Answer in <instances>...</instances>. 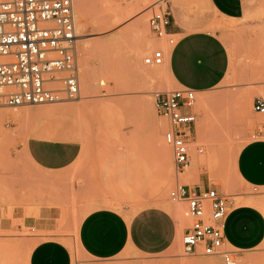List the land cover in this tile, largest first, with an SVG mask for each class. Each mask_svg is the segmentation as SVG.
I'll list each match as a JSON object with an SVG mask.
<instances>
[{"label": "rangeland", "instance_id": "374dc122", "mask_svg": "<svg viewBox=\"0 0 264 264\" xmlns=\"http://www.w3.org/2000/svg\"><path fill=\"white\" fill-rule=\"evenodd\" d=\"M154 1L73 0L78 97L52 104L0 106L1 111L11 113L0 116V216L11 217L20 209L35 213L46 205L59 207L61 218L55 235L70 248L72 264H224L219 256L187 255L182 250V230L192 218L186 215L185 203L169 199L176 184L172 152L163 138L167 123L153 105L155 92L176 85L167 76L165 64L147 66L142 62L153 48L168 47L149 34L147 18ZM141 17L144 24L130 30ZM212 29L226 44L228 70L221 83L196 94L190 165L178 180L216 188L229 195L232 206L246 199L261 201L259 191L245 188L238 180L234 164L240 147L264 138L259 134L264 118L252 110L253 98L264 96V13L249 20L216 18ZM145 71L157 75L150 79ZM86 73L91 82L87 93ZM203 105H207V113ZM30 136L75 139L82 151L67 169L44 171L26 154ZM161 149L167 152L164 160ZM190 167L195 174L188 178ZM147 205L170 206L178 222L180 234L168 250L156 255L124 252L109 260L80 252L76 228L87 211L112 207L131 213ZM32 233L24 228L0 230V246L9 251L0 264H27L29 252L39 240L25 239ZM228 246L237 251L236 264L250 257L264 263V246L248 251Z\"/></svg>", "mask_w": 264, "mask_h": 264}, {"label": "crops", "instance_id": "0c3cea01", "mask_svg": "<svg viewBox=\"0 0 264 264\" xmlns=\"http://www.w3.org/2000/svg\"><path fill=\"white\" fill-rule=\"evenodd\" d=\"M262 13L264 0H174L170 30L181 37L164 62L171 82L192 88L196 94L221 83L228 70L229 56L225 42L212 29L213 21L249 20ZM25 151L36 167L58 172L78 159L82 145L75 139L30 136ZM234 165L241 184L259 191L257 197L264 199V138L240 147ZM60 218L61 209L57 206H40L29 214L23 209L14 210L11 217L0 216V230L24 228L33 232L25 236L26 240L39 239L28 254L27 264H72L70 248L55 235ZM14 221L18 224L14 225ZM179 234L170 206L147 205L131 213L98 207L80 218L76 242L85 256L109 260L124 252L163 253L173 246ZM224 236L238 251L264 246V212L253 204L231 205Z\"/></svg>", "mask_w": 264, "mask_h": 264}, {"label": "built area", "instance_id": "2783aa9c", "mask_svg": "<svg viewBox=\"0 0 264 264\" xmlns=\"http://www.w3.org/2000/svg\"><path fill=\"white\" fill-rule=\"evenodd\" d=\"M174 0H155L147 18L150 37L169 46H157L142 57L145 65H162L178 42L170 30ZM78 36L73 0H0V106L18 107L73 100L79 95ZM196 93L176 86L154 93L156 114L166 121L163 132L171 148L175 186L169 199L186 204L192 218L181 235L184 254L219 256L236 264L224 227L231 208L229 195L216 188L193 187L178 176L190 165L189 142L194 131ZM252 110L264 118V96H255ZM264 135V128L259 131ZM202 152V148H198Z\"/></svg>", "mask_w": 264, "mask_h": 264}, {"label": "bare ground", "instance_id": "6f19581e", "mask_svg": "<svg viewBox=\"0 0 264 264\" xmlns=\"http://www.w3.org/2000/svg\"><path fill=\"white\" fill-rule=\"evenodd\" d=\"M79 1L80 0H77V2L79 3ZM80 7V6H79ZM110 16V15H109ZM142 24H144V17H141V19H139V20H137L136 22H134V23H132L131 25H130V30L131 29H133L134 28V26H136V25H142ZM78 36V35H77ZM165 48V47H164ZM166 50H168L169 49V46L167 47V48H165ZM164 64V63H163ZM145 74H146V76L147 77H149L150 79L151 78H153L154 76H156L157 75V72L156 71H153V72H149V71H145ZM166 74H167V76L170 78V76H169V74H168V71H167V69H166ZM83 81H84V88H86V89H84V91H85V93H87L88 92V90H89V86H90V77H89V75L86 73L85 74V76H84V79H83ZM250 103V102H249ZM248 104V103H247ZM202 108L205 110V112L207 113V105H203L202 106ZM244 112V111H243ZM3 115H6V117L8 116V115H11V113L9 112V111H1L0 110V116H3ZM19 114H16L15 116L17 117ZM4 119V118H3ZM160 153H161V159H166V155H167V152H166V149H161L160 150ZM197 156V155H196ZM193 174H195L194 173V169H193V167H190L188 170H187V172H186V177H190V176H192ZM241 203H243V204H253V206L254 205H256V208L258 207V208H260V209H262V211H264V200H261V201H257V200H253V199H246V200H242L241 201ZM176 207H178V206H176ZM236 207V206H235ZM176 209V208H175ZM181 209V208H180ZM179 209V210H180ZM176 212V211H175ZM179 212V211H178ZM177 213V212H176ZM175 214V213H174ZM177 215V214H176ZM175 215V216H176ZM227 244H229V243H227ZM8 249H6L4 246H0V259H4V257H6L7 256V254H8ZM243 262V264H247V262H252L253 264L254 263H256V264H264V263H262L260 260H258V257H250V258H245V260L244 261H241V263ZM240 263V264H241ZM180 264H183V263H180ZM190 264H216V262H214V261H210V262H207V263H204V262H201V261H193V262H191Z\"/></svg>", "mask_w": 264, "mask_h": 264}]
</instances>
